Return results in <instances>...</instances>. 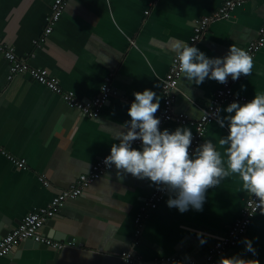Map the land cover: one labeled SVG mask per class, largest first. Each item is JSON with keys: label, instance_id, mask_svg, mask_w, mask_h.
Listing matches in <instances>:
<instances>
[{"label": "crops", "instance_id": "0c3cea01", "mask_svg": "<svg viewBox=\"0 0 264 264\" xmlns=\"http://www.w3.org/2000/svg\"><path fill=\"white\" fill-rule=\"evenodd\" d=\"M53 2L0 0V37L21 59L48 70L66 92L80 100L97 97L109 77L118 95L98 117H85L28 75L9 82L10 64L0 52V149L25 160L28 167L19 170L0 154L3 232L17 228L29 212L46 206L110 155L112 144L119 142L115 138L118 131H126L122 126L130 120L134 92H156L160 103L156 114L162 110L161 84L175 56L172 44L177 40L187 43L195 22L221 5V0H71L53 33L36 48ZM263 22L264 0L247 1L229 19L212 22L197 48L209 58L225 56L232 45L245 51ZM222 85L206 79L197 86L182 77L175 110L200 118ZM232 89L236 96L250 100L255 94H264V48L257 54L251 74L242 75ZM220 115L227 113L221 111ZM216 121L208 125L200 145L211 140L226 161V146H220L219 140L228 129ZM177 127L194 132V128L176 123L166 124L161 131ZM116 171L107 173L82 197L67 201L43 230L47 238L58 242L73 238L77 247L55 251L26 241L0 264H128L119 257L126 251L147 261L176 256L203 263L213 243L228 235L249 197L242 191L238 175L209 188L202 211L190 208L180 213L169 208L168 194L157 210L149 212L142 235L136 237L135 219L143 201L157 187L131 174L121 182ZM39 176L50 186L45 187ZM245 238L252 241L255 254L245 251ZM201 239L206 243L201 245ZM233 256L264 264L261 211L238 246L223 257Z\"/></svg>", "mask_w": 264, "mask_h": 264}, {"label": "clouds", "instance_id": "9594fccd", "mask_svg": "<svg viewBox=\"0 0 264 264\" xmlns=\"http://www.w3.org/2000/svg\"><path fill=\"white\" fill-rule=\"evenodd\" d=\"M171 51L175 53L173 68L178 65L182 77L197 86L206 79L226 84L229 76L236 81L242 74L249 76L253 68L252 57L233 45L225 56L217 58H209L197 47L178 40ZM133 95L135 99L128 109L130 120L122 126L126 131H118L115 138L119 142L112 144L110 155L104 160L107 168L115 166L119 181L128 174L150 180L158 190H167L169 208L184 213L190 208L202 211L207 190L238 175L242 191L257 198L256 209L264 214V94H255L243 105L232 102L216 111V122L228 129V134L219 140L220 146H226V161L211 140L190 153L193 133L187 127L161 131V120L155 115L160 107L156 92L145 89ZM221 111L227 115H219ZM136 141L140 142V148L133 147ZM205 243L200 240L201 245ZM243 243L245 251L255 254L251 240L245 238ZM218 264H252V261L233 256L222 257Z\"/></svg>", "mask_w": 264, "mask_h": 264}, {"label": "built area", "instance_id": "2783aa9c", "mask_svg": "<svg viewBox=\"0 0 264 264\" xmlns=\"http://www.w3.org/2000/svg\"><path fill=\"white\" fill-rule=\"evenodd\" d=\"M70 1L71 0H54L51 6L50 14L46 18L44 35L35 42L36 48H40L43 43H45L48 36L53 33L55 27L63 17L66 7ZM247 1L251 0H221V5L215 12H213L210 16L203 17L195 22L193 33L187 44L197 47L212 22L229 19L232 13ZM149 14L150 12L146 11L145 15L148 16ZM263 48L264 22L259 28L257 38L248 44L245 51L252 57L254 62L257 54ZM0 52L10 64V71L8 75L9 82L13 81L16 77L28 75L39 85L61 96L63 101L68 106L79 111L85 117H98L101 109L108 103V101L118 95L117 91L113 88L112 79L109 77L106 79L102 86L101 93L97 97L90 100H80L73 93L66 92L61 86L60 81L56 77L52 76L48 70L33 67L27 60L21 59L16 54L15 48L6 44L1 37ZM173 60L168 73L162 80L161 97L163 107L162 110L156 114V117L161 120V124L159 126L160 130L169 123H176L180 126H190L194 128L193 141L189 149L190 153H193L203 141L208 125L218 118V114L216 112L218 109L222 110L223 106L229 105L232 102L245 104L251 100L245 97L236 96L233 93L232 87L233 85L239 83L242 78V74L238 80L233 81L230 79L226 84L222 85V87L214 94L206 113L200 118L192 119L188 115L177 112L175 110L176 92L182 78V74L178 70V65L176 68H173ZM133 147H140V142H134ZM0 154L5 156L7 160L17 169L24 171L28 170L27 162L25 160L19 159L3 149H0ZM105 158H102L99 162L92 166L87 174L79 176L68 188L61 190L46 206L36 208L35 210L29 212L17 228L11 230L7 236L1 238L0 260L9 256L23 242L28 240H32L34 243L40 245L52 247L57 251H60L65 247H77V242H58L53 239H49L43 234V230L48 222H51L55 217H57V214L61 208L64 207L67 201L82 197L93 184L115 169L114 165L112 168L106 167L104 164ZM39 181L45 187L50 186V184L46 181V178L43 176H39ZM167 195L168 193L166 189H156L149 196V198L143 201L142 208H140V211L135 219L136 237H140L142 235L145 220L149 212L157 210L165 201ZM256 203H258L257 198L254 196L248 197L241 210L239 218L235 220L231 226L228 235L213 243V246L208 250L203 263L198 261H185L176 256L158 257L147 261L130 251L121 253L119 257L128 264H218L219 259L227 252L235 249L242 238L248 233L253 220L260 212V209H256ZM138 243L139 241L136 240L135 245Z\"/></svg>", "mask_w": 264, "mask_h": 264}, {"label": "water", "instance_id": "95a60500", "mask_svg": "<svg viewBox=\"0 0 264 264\" xmlns=\"http://www.w3.org/2000/svg\"><path fill=\"white\" fill-rule=\"evenodd\" d=\"M0 228H1V225H0ZM48 228V227H47ZM8 233H9V231H6V232H3L1 229H0V239L1 238H3V237H5V236H7L8 235ZM62 240H66V242H72L73 241V238H65V239H62ZM29 242H32V243H34L32 240H28ZM35 244V246H38V247H43V248H45V247H47V246H44V245H40V244H37V243H34ZM51 248V247H50ZM54 249V248H53ZM55 251H56V249H54Z\"/></svg>", "mask_w": 264, "mask_h": 264}, {"label": "rangeland", "instance_id": "374dc122", "mask_svg": "<svg viewBox=\"0 0 264 264\" xmlns=\"http://www.w3.org/2000/svg\"><path fill=\"white\" fill-rule=\"evenodd\" d=\"M49 223H50V222H48V223L46 224V226L44 227V229L47 228V226H48Z\"/></svg>", "mask_w": 264, "mask_h": 264}]
</instances>
